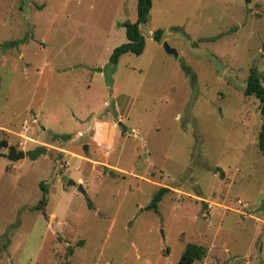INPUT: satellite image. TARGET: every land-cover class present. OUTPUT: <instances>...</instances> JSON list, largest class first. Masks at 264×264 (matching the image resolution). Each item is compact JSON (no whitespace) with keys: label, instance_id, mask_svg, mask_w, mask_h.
Masks as SVG:
<instances>
[{"label":"rangeland","instance_id":"374dc122","mask_svg":"<svg viewBox=\"0 0 264 264\" xmlns=\"http://www.w3.org/2000/svg\"><path fill=\"white\" fill-rule=\"evenodd\" d=\"M135 20V0H0V140L46 148L0 157V264H176L188 242L205 249L192 264H264L243 95L251 70L264 88V0H150L143 51L110 63Z\"/></svg>","mask_w":264,"mask_h":264},{"label":"trees","instance_id":"16d2710c","mask_svg":"<svg viewBox=\"0 0 264 264\" xmlns=\"http://www.w3.org/2000/svg\"><path fill=\"white\" fill-rule=\"evenodd\" d=\"M136 8V20L134 22H123L125 42L114 47L109 55V62L115 63L119 55L130 52L135 55H139L143 51L144 39L139 31V25L147 22V14L150 8V0H135ZM162 31L157 29L151 33L152 39L160 42V35ZM25 37L19 40L9 41L2 45V48L8 46H16L18 43L23 42ZM261 47L264 50V34L261 43ZM243 95L253 96L259 101V114H260V125L257 133V149L261 154H264V88L259 82V77L254 70H251L246 78L245 85L243 88ZM60 138L67 139V135H59ZM43 193H45L44 186L42 183L39 184ZM167 190L166 187L160 186L152 196L150 202L144 207L146 209H156L157 202L160 200L162 194ZM46 204V198L43 195L39 201L33 206V209L43 211ZM89 205V202H87ZM70 249V248H69ZM205 254L203 246L195 243H186L181 251V254L176 264H192L196 260H200Z\"/></svg>","mask_w":264,"mask_h":264},{"label":"water","instance_id":"95a60500","mask_svg":"<svg viewBox=\"0 0 264 264\" xmlns=\"http://www.w3.org/2000/svg\"><path fill=\"white\" fill-rule=\"evenodd\" d=\"M163 46L166 51H171L165 43ZM0 149H5V152H0V157L6 158L9 161H16L18 159L29 158L35 159L39 155H43L46 152V148L43 145H37L31 149H15L12 145L8 144L7 140H0ZM83 149L85 150V145H83ZM59 180L64 183L66 186H75L76 190L80 193H83V189L80 184H76L72 179L67 178L63 174H59Z\"/></svg>","mask_w":264,"mask_h":264},{"label":"crops","instance_id":"0c3cea01","mask_svg":"<svg viewBox=\"0 0 264 264\" xmlns=\"http://www.w3.org/2000/svg\"><path fill=\"white\" fill-rule=\"evenodd\" d=\"M98 124H102V123H101V122H99V121H94V122L92 123V125H93V127H92V128H94V129H95V128H96V126H97ZM96 132H97V131L93 132V135H94V136H92L91 138H95L96 140H101V141H104V140H106V138H104V139H103V135H101V136H100V135H98V136H97Z\"/></svg>","mask_w":264,"mask_h":264}]
</instances>
